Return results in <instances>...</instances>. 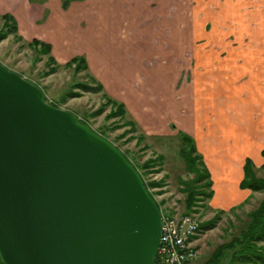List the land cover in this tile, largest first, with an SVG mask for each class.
I'll return each instance as SVG.
<instances>
[{
  "label": "water",
  "instance_id": "water-1",
  "mask_svg": "<svg viewBox=\"0 0 264 264\" xmlns=\"http://www.w3.org/2000/svg\"><path fill=\"white\" fill-rule=\"evenodd\" d=\"M162 222L116 146L0 62L4 264H156Z\"/></svg>",
  "mask_w": 264,
  "mask_h": 264
},
{
  "label": "crops",
  "instance_id": "crops-1",
  "mask_svg": "<svg viewBox=\"0 0 264 264\" xmlns=\"http://www.w3.org/2000/svg\"><path fill=\"white\" fill-rule=\"evenodd\" d=\"M63 2L64 0H0V15L10 14L16 19L18 34L23 39L30 41L37 38L51 44L53 55L60 62L68 60L67 55H78L81 50L93 49L109 56L114 53V56L115 49L123 50V46L119 45L123 40L130 52L135 45L133 51L140 49L145 54L157 50L159 53L167 52L170 56L191 57V62L196 63L193 71L197 76L194 77V83L188 84L189 96L194 98L196 93L202 96L206 92L209 104L220 106L217 102L222 101L226 103L224 107L229 108L227 111L226 108L218 107L217 121L219 127L221 125L219 130L207 125L208 128L202 127L198 132L190 131L197 140L198 151L206 160L214 161L215 167L212 166V169L208 161L206 164L212 177L215 179L216 176L218 179L215 180L217 198L220 194L226 195L236 185L241 191L239 202L250 197L251 191L242 189L240 183L246 159L252 157L247 154L244 162L241 161L237 166L220 160L219 154L240 159V153H251V136L264 133L259 128L260 123L264 129V91L257 90L259 86L264 89V82L262 80L259 86L248 84L251 88L247 86L252 77L250 72L256 74L261 70L258 62L264 57V0H70L67 2L68 8H64ZM124 17L127 19L124 20ZM125 24L135 26L128 28L132 29L131 34L124 33L115 37V26L124 29ZM84 32L91 36L83 38ZM128 35L133 37H127ZM114 38L120 39L116 43ZM63 51L75 52L66 54ZM127 52L119 55H126ZM225 57L231 59L227 61ZM141 70L140 66L136 79L141 77ZM120 95L119 100L125 102L143 124L147 121L154 126L151 129L157 127L159 130L155 133H170V121L157 116L160 115L161 107L166 109L164 101L153 99L150 95L152 100L145 105V120L141 117L142 114L128 104L131 98ZM233 112H236L235 118L245 121L246 128L250 126L248 134L240 130L237 120H232ZM190 118L193 126L195 122V127L196 121L203 119L192 113L187 114L184 121ZM246 121L249 123L246 124ZM182 127L189 130L191 126ZM218 135L223 137L221 144L214 145L208 141L211 136ZM202 137L207 138L205 140ZM263 149L264 146L258 150L259 158L256 162H262ZM215 161L221 163V170L216 175L214 171L218 165ZM235 196H228V200L224 198L229 205L220 207L234 206L235 203L230 201H234Z\"/></svg>",
  "mask_w": 264,
  "mask_h": 264
},
{
  "label": "rangeland",
  "instance_id": "rangeland-1",
  "mask_svg": "<svg viewBox=\"0 0 264 264\" xmlns=\"http://www.w3.org/2000/svg\"><path fill=\"white\" fill-rule=\"evenodd\" d=\"M65 1L63 6L68 8ZM69 1L67 0V2ZM122 14L124 16V13ZM126 19L124 17V20ZM4 27L5 21L0 18V35L4 34L0 39V62L41 88L50 104L71 111L79 120L86 123L87 126L116 146L141 174L148 191L158 203L162 214L170 218L189 215L199 225L204 221L213 219L219 210L224 211L219 215V220L217 219V225L214 228L197 232L193 239V246L197 255L189 264H204L219 245L230 243L235 236L246 228L250 220L249 214L260 205L264 199V192L249 189L251 191L249 199L243 206H239L242 201L239 202L241 191L237 185L234 189H230L226 195L220 194L217 198L215 192L216 176L215 179L212 177V198L204 199L203 197L201 200L199 198L198 205L188 210V195L183 191L182 180L191 181L195 174L189 173L186 161L181 154L184 144L180 132L193 136L190 131L198 132L202 127L208 128L207 125L211 126V129L216 128L217 131L221 127V125L219 127L217 121L218 107L226 108L227 111L229 109L226 106L224 107L226 103L222 101L217 102L220 106L218 104H209L206 92L203 95L201 94L202 96L196 93L194 98L191 95L189 96L190 86L188 84L194 83V77L197 76L193 71L196 63L194 62L195 64H193L191 62V57L174 56V54L170 56L169 53L166 54L167 52L159 53L157 50L150 52V54H145L144 50L137 49L133 51L136 48L135 45L132 52H130V48L126 47V42L123 40L122 43H119L120 46H123V50L115 49L116 53L114 56H112L114 53L109 56L98 53L93 49L89 51L81 50L76 56L86 58L88 69H78L75 64L66 66L65 63L68 60L76 57H68V55L66 56L68 60L64 62H60L56 58L60 65L55 66L44 47L32 46L30 45L32 40L22 39L18 33L8 31ZM129 27L135 28L134 25L128 26L126 24L124 29L123 27L115 26L114 36H121L124 33L131 34L132 29L129 30ZM4 30L8 32L3 33ZM86 36L91 35L84 32L83 38ZM127 37L133 36L128 35ZM119 39L114 38V41L117 43ZM136 42L138 41L136 40ZM142 43L147 44L148 42L142 41ZM153 46L157 47L155 44ZM125 51H128L126 55H119ZM68 52L74 53L75 51H63L66 54ZM141 52L144 54L139 55L138 53ZM260 54H262L261 51ZM225 59L228 61L231 58L225 57ZM140 66L142 75L136 79ZM245 66L248 65L245 64ZM258 68H261L258 73L253 74V72H250L252 77L248 81L247 86L248 84L259 86L262 80L264 82V57L259 60ZM98 75L102 76V80ZM93 77L96 81H93ZM107 82L113 86H110ZM82 84H88L93 87L102 84L103 89L96 92L86 91L81 87ZM251 86L248 87L251 88ZM257 90H260V92L264 91L260 86ZM120 94L131 98L128 104L137 113L142 114L141 117L144 119L147 115L145 105L152 100L151 94L153 99L164 101L163 104L167 110L161 107L160 115L162 117L159 114L156 115L161 119L166 118L167 121H170V133L166 135L155 133L159 130L157 127L151 129L154 126L152 127L151 123L147 121H144L143 124L134 115L132 109L127 107L125 102L119 100L121 98ZM109 98L125 104L127 112L124 116L112 115L117 110V107L108 101ZM192 113L199 116L200 119L203 118L201 121H196V127L195 122L193 126L191 118L184 121L186 115H192ZM232 114V120H237L240 130L248 134L251 131L249 130L250 126L248 125L247 129L244 126L245 121L241 122L240 119L235 118L236 112ZM247 123L249 122L246 121ZM186 125L191 126L189 130L185 129L186 127H182ZM259 126L260 132H263L264 129L260 123ZM252 127L256 128L255 126ZM206 138L203 139L206 140ZM251 138L253 141V143L251 142V153H240V159L230 158L227 154L221 153L219 154L221 156L220 160L239 166V163L241 161L244 162V158L248 154L257 165L258 175L264 177V168L262 166L264 157L262 156L261 163L256 162L259 158L258 150L264 146V133L263 135L251 136ZM221 139L223 137L219 135L216 137L211 136V140L208 141L218 145L221 144ZM203 159L205 163L209 162L211 169L212 166L213 168L215 167L214 161L206 160L204 157ZM215 164L218 165L214 171L216 175L221 170V163L215 161ZM218 187L220 186L218 185ZM230 195H236L234 201H230L231 203L234 202L235 205L231 208L220 207L229 205L228 201L225 203L224 198L228 200ZM215 197L217 198L216 200H214Z\"/></svg>",
  "mask_w": 264,
  "mask_h": 264
},
{
  "label": "trees",
  "instance_id": "trees-1",
  "mask_svg": "<svg viewBox=\"0 0 264 264\" xmlns=\"http://www.w3.org/2000/svg\"><path fill=\"white\" fill-rule=\"evenodd\" d=\"M0 18L5 21L4 29L18 33L17 21L12 15L4 14L0 15ZM8 31L5 32L4 30L3 33H7ZM3 35L4 34L0 35V39ZM20 38L22 37L20 36ZM30 45L44 47L46 52L50 55L51 62L54 63L55 66L60 65L52 54L51 44L35 38L30 42ZM74 64L78 69L89 68L87 60L84 57L76 56L65 63L66 66H73ZM92 79L93 81H96L94 77ZM81 87L86 91L95 92L103 89L102 84H98L97 87L82 84ZM108 101L117 107V110L114 111L112 115H125L127 109L124 103H120L112 98H109ZM77 120L86 125V123L78 118ZM180 136L184 144L181 154L186 161L189 173L195 174V177L191 181L182 180V184L184 185L182 186L183 191L188 195L187 205L189 210L191 207L198 205L199 198L200 200L203 199V197L204 199L212 198L213 180L211 172L203 159L202 153L198 151L195 138L183 132H180ZM262 156L264 157V149L262 150ZM262 166L264 168V164ZM240 187L242 189L264 192V177L258 175L257 165L252 158L246 159L244 164V176L240 183ZM247 199L240 203L239 206H243ZM223 212V210H219L217 214L218 216L216 215L213 219L200 223L198 226V232L214 228L219 220V215ZM249 218L250 220L248 221L246 228L243 229L239 235L235 236L230 243L219 245L218 248L206 259L204 264H264V199L261 201L260 205L249 214ZM195 236L192 237V240ZM0 264H4L1 257Z\"/></svg>",
  "mask_w": 264,
  "mask_h": 264
},
{
  "label": "built area",
  "instance_id": "built-area-1",
  "mask_svg": "<svg viewBox=\"0 0 264 264\" xmlns=\"http://www.w3.org/2000/svg\"><path fill=\"white\" fill-rule=\"evenodd\" d=\"M162 220L156 264H189L197 255L192 237L198 232V222L189 215L170 218L162 214Z\"/></svg>",
  "mask_w": 264,
  "mask_h": 264
}]
</instances>
